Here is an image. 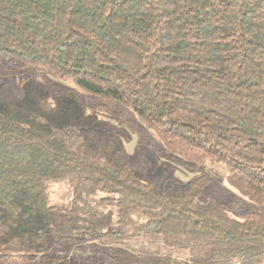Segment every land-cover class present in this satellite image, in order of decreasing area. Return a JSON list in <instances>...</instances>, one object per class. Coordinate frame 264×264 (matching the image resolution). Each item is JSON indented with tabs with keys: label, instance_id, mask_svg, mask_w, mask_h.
I'll use <instances>...</instances> for the list:
<instances>
[{
	"label": "trees",
	"instance_id": "trees-1",
	"mask_svg": "<svg viewBox=\"0 0 264 264\" xmlns=\"http://www.w3.org/2000/svg\"><path fill=\"white\" fill-rule=\"evenodd\" d=\"M119 107L256 210L199 203L207 173L149 181L144 150L99 142ZM83 244L122 247L106 264H264V0H0V264H88Z\"/></svg>",
	"mask_w": 264,
	"mask_h": 264
},
{
	"label": "rangeland",
	"instance_id": "rangeland-1",
	"mask_svg": "<svg viewBox=\"0 0 264 264\" xmlns=\"http://www.w3.org/2000/svg\"><path fill=\"white\" fill-rule=\"evenodd\" d=\"M111 106V104H110ZM112 107V106H111ZM116 109V108H114ZM120 112L112 118H105L100 126L99 142L114 140L116 150L128 163H132L138 153L144 150L147 162V179L162 180L161 188L174 194L178 189L185 188L193 179L207 173L210 181L197 201L206 204L215 199L220 205L228 207L232 216L237 217L246 211L256 210L248 198L242 196L226 180L227 169L222 164L198 163L189 161L179 155L166 151L164 144L155 133L144 127L136 115L125 108H117ZM70 191L63 183H53L49 198L52 204H68ZM120 246H105L99 244H83L76 250L81 263L106 264L110 261V253ZM149 264H176L178 260L167 254L154 255L147 253ZM180 260V259H179ZM181 261H184L181 259Z\"/></svg>",
	"mask_w": 264,
	"mask_h": 264
}]
</instances>
